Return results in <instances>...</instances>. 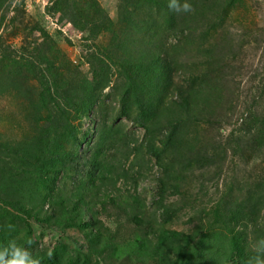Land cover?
Instances as JSON below:
<instances>
[{
  "label": "trees",
  "instance_id": "obj_1",
  "mask_svg": "<svg viewBox=\"0 0 264 264\" xmlns=\"http://www.w3.org/2000/svg\"><path fill=\"white\" fill-rule=\"evenodd\" d=\"M232 1L179 0L191 10L176 12L169 0H117L130 33L115 39L109 54L88 59L90 77L72 61L58 63L44 27H34L41 43L10 48L0 95L25 98L20 89L28 79L39 89L33 100L20 101L27 122L20 139L0 141V244L31 241L29 251L41 264H247L254 242L264 238V168L253 181L231 175L222 191L216 187L221 194L203 210L205 218L176 226L183 214L177 200L188 202L183 184H193L194 170L213 167L209 178L218 181L227 158L230 169L237 157L264 163V119L255 130H242L254 134L249 143L238 136L200 148L192 135V126L221 101L222 83L198 66L219 59L218 32ZM74 10L78 28L103 17L95 2ZM6 54L0 46V56ZM15 115L0 111V123L13 125ZM83 119L90 122L86 129ZM149 177L154 187L147 203L137 190ZM127 183L132 190H122ZM36 223L70 230L75 241L41 247Z\"/></svg>",
  "mask_w": 264,
  "mask_h": 264
},
{
  "label": "rangeland",
  "instance_id": "obj_2",
  "mask_svg": "<svg viewBox=\"0 0 264 264\" xmlns=\"http://www.w3.org/2000/svg\"><path fill=\"white\" fill-rule=\"evenodd\" d=\"M93 2L96 3V7H100L103 17L97 18L99 20L94 23L85 22L79 28L76 27L73 22L78 17L72 15L74 8L85 5L91 7ZM159 19L161 21V16ZM36 25L44 27L51 36L50 43L59 51L58 63L66 64L67 60L72 61V64L79 68L80 73L88 77L91 76L88 59L93 54H109L110 46L115 45V39H122L130 33L118 14L117 0H5L0 7L2 51L6 54L10 48L19 50L22 45L32 46L35 42L41 43L39 32L34 28ZM218 33L217 41L220 45L215 54L219 55V59L212 63V67L205 63L198 66L199 70L202 65L210 68V72H206L204 76L207 75L210 81L221 82L223 90L218 109L210 112L206 116V121L192 126V131H195L192 135L197 138L200 148L205 144L209 148L213 143L222 141L227 143L230 138L233 140L238 136H242L240 140L243 144L249 143L254 134L248 135L242 130L251 127L253 131L256 129L254 124L264 119V0H233L230 15L225 21L224 28ZM139 39L142 41V35H139ZM10 57L9 55L0 56V75L6 72L2 70V67L10 62L12 58ZM184 61L189 62V57L187 60L185 57ZM187 66L194 67L196 63H190ZM111 70L115 71V68ZM115 79L116 77L113 76L111 86ZM26 83L23 82L20 89V92L27 93L21 100L11 94L5 97L0 95V111H12L18 115H15L16 122L11 126L6 122L0 123L1 142L7 143L12 139L16 142L20 139L23 126H27L20 101L36 98L39 88L34 79H28ZM110 89L109 86L105 91ZM81 124L84 129L88 128L89 119H83ZM129 129L135 130L138 136L142 133L139 128L133 126ZM207 151L210 152L209 149ZM151 161V163L154 162L153 159ZM233 162L235 166L230 169L231 159L227 158L223 167L224 172L219 176L218 181L209 178L213 167L193 171L190 176L193 184L187 186L183 184L188 202H183L182 198L177 200L178 205H181L183 209V214L176 223L178 228H188L201 217L205 218L203 210L207 211L211 208L215 199L221 194V192L216 193V187L222 191L224 181L230 180L231 175H234L236 180L253 181V175L264 168V163L257 158L245 160L237 157L233 158ZM233 169H235L234 172H232ZM155 171L156 167L153 166L152 172ZM225 172L228 173L224 175ZM200 173L203 175L201 176ZM122 180L119 179L118 186H123ZM201 180L202 184L196 185ZM153 187V180L149 177L141 181L137 190L147 203L151 201ZM125 188L132 190L133 187L132 184L127 183L122 190ZM233 194L238 196L237 193L233 192ZM193 197L197 199L194 200ZM215 227L218 226L215 225ZM33 231L35 236L42 233L39 237L41 247L50 248L55 243L72 242L76 238L74 234H70V230L44 229L38 223L33 225ZM80 240L81 238L76 239V242L80 243Z\"/></svg>",
  "mask_w": 264,
  "mask_h": 264
},
{
  "label": "clouds",
  "instance_id": "obj_3",
  "mask_svg": "<svg viewBox=\"0 0 264 264\" xmlns=\"http://www.w3.org/2000/svg\"><path fill=\"white\" fill-rule=\"evenodd\" d=\"M168 8L176 12H189L191 5L188 2L181 5L179 0H169ZM31 243L29 241L27 247L18 244L16 240L0 244V264H41L40 258L34 257L29 251ZM253 247L254 254L249 257L247 264H264V238L256 240Z\"/></svg>",
  "mask_w": 264,
  "mask_h": 264
}]
</instances>
